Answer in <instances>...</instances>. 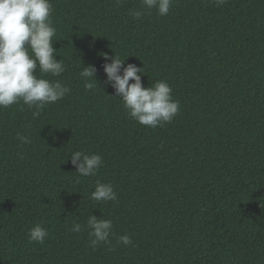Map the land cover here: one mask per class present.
<instances>
[{
	"label": "trees",
	"instance_id": "obj_1",
	"mask_svg": "<svg viewBox=\"0 0 264 264\" xmlns=\"http://www.w3.org/2000/svg\"><path fill=\"white\" fill-rule=\"evenodd\" d=\"M51 3L66 71L36 74L71 92L36 119L22 102L0 108V264H264V0H175L164 17L141 0ZM100 53L144 68L146 88L166 81L179 114L155 129L132 119ZM75 151L102 156L96 176H78ZM97 181L116 202L91 198ZM89 215L112 220L110 244L69 230Z\"/></svg>",
	"mask_w": 264,
	"mask_h": 264
},
{
	"label": "clouds",
	"instance_id": "obj_2",
	"mask_svg": "<svg viewBox=\"0 0 264 264\" xmlns=\"http://www.w3.org/2000/svg\"><path fill=\"white\" fill-rule=\"evenodd\" d=\"M122 0H116L119 5ZM216 5H223L227 0H212ZM144 9H155L161 17L167 16L175 0H141ZM53 4L51 0H0V108H8L14 104L27 105L32 112L33 119L40 116L47 105L57 103L70 94L71 88L59 80H49L37 76L50 74L61 76L65 71V62H59L56 57L53 39L57 29L53 24ZM135 19H140L142 11L131 13ZM105 61L102 67L107 76L105 83L121 97L124 108L129 116L140 125L164 127L171 123L180 112V102L172 95V88L166 81L156 82L150 87L142 84L144 68L128 64L115 54L110 57L107 53L99 54ZM97 68L94 65L83 67L79 73L84 80L86 91L100 90L96 80ZM122 71V74H121ZM134 81V83H130ZM21 144H29L30 139L17 134ZM23 159V155L20 154ZM71 163L76 168L78 176H96L103 165L101 155H88L82 151H75L71 156ZM91 198L98 203L116 202L117 192L112 184L97 181ZM88 229L90 247L93 249L101 244H110L113 235L111 219L97 218L89 215L86 224L74 222L69 229L80 233ZM48 231L41 224H35L28 232L29 242L41 245L48 237ZM119 243L128 246L133 243L129 235L119 237Z\"/></svg>",
	"mask_w": 264,
	"mask_h": 264
}]
</instances>
